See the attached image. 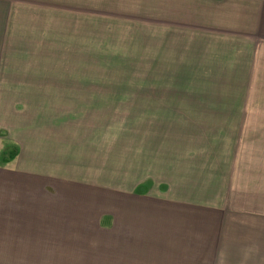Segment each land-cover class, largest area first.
<instances>
[{
  "label": "crops",
  "instance_id": "crops-1",
  "mask_svg": "<svg viewBox=\"0 0 264 264\" xmlns=\"http://www.w3.org/2000/svg\"><path fill=\"white\" fill-rule=\"evenodd\" d=\"M110 22L150 25L149 82L264 94V0H0V160L17 150L0 163V264H264V108L191 102L206 118L126 162L56 100L101 64Z\"/></svg>",
  "mask_w": 264,
  "mask_h": 264
},
{
  "label": "rangeland",
  "instance_id": "rangeland-1",
  "mask_svg": "<svg viewBox=\"0 0 264 264\" xmlns=\"http://www.w3.org/2000/svg\"><path fill=\"white\" fill-rule=\"evenodd\" d=\"M103 33L106 34L101 35L102 38L106 37L109 44L105 45V51L99 50V57L95 58L101 64L80 67L78 71L73 68L70 80L77 81L64 83V91L60 96L57 95L56 100L59 103L78 104L79 130L84 132L85 122L88 121V128L90 125H97L99 129L106 128L110 131L111 156L123 155L126 162L130 157L136 160V152L151 139L156 145L144 150L152 151L151 156H155L158 161V157L162 155L161 150H166V145L177 138L176 133L184 129L183 122L190 123V118H206L189 113L191 109L187 108H190L191 102L214 107L222 101L215 96H227L229 102L233 101L227 106L238 107V110L247 107L257 113L264 108V101L258 100L264 94H243V98L236 96L231 100V94H184L182 83L161 85L149 82L150 67L147 60L151 32L147 23L136 25L110 22V27H105ZM139 53L143 55L141 65L137 59ZM21 95L23 100L37 97L36 94H19ZM16 96L18 94L13 97ZM38 96L42 98L43 94ZM47 96L50 97L49 94ZM195 96L203 98H191ZM259 116L262 115L256 114L255 119L260 118ZM193 135L191 133V137ZM6 145L14 147L10 143ZM0 163L3 161L0 160Z\"/></svg>",
  "mask_w": 264,
  "mask_h": 264
},
{
  "label": "trees",
  "instance_id": "trees-1",
  "mask_svg": "<svg viewBox=\"0 0 264 264\" xmlns=\"http://www.w3.org/2000/svg\"><path fill=\"white\" fill-rule=\"evenodd\" d=\"M11 148H14L12 151ZM17 154V150L15 147H7V149L3 153L2 160L3 164L8 163L11 159H13Z\"/></svg>",
  "mask_w": 264,
  "mask_h": 264
}]
</instances>
